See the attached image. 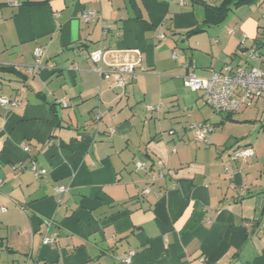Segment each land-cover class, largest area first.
Returning a JSON list of instances; mask_svg holds the SVG:
<instances>
[{
    "label": "crops",
    "instance_id": "obj_1",
    "mask_svg": "<svg viewBox=\"0 0 264 264\" xmlns=\"http://www.w3.org/2000/svg\"><path fill=\"white\" fill-rule=\"evenodd\" d=\"M219 1L0 0V96L17 102L0 104V264H123L129 250L133 264H264V124L231 142L226 113L200 117L203 92L184 83L226 63L260 66L251 47L264 59V13L240 6L203 24V2ZM88 9L98 18L84 21ZM132 50L137 76L123 86L95 70L139 58ZM203 121L209 144L187 129ZM245 145L254 155L233 159Z\"/></svg>",
    "mask_w": 264,
    "mask_h": 264
},
{
    "label": "built area",
    "instance_id": "obj_2",
    "mask_svg": "<svg viewBox=\"0 0 264 264\" xmlns=\"http://www.w3.org/2000/svg\"><path fill=\"white\" fill-rule=\"evenodd\" d=\"M9 3H17L16 0H7ZM179 3H183L184 0H177ZM264 16V15H263ZM81 17L84 21L88 22L98 18L97 13L94 10H83ZM110 25L104 26V32ZM230 34L233 33V29H229ZM163 38L161 34L159 36ZM135 53H139V58L131 57L129 60L120 63H113L109 67L103 69L101 67L95 70L100 74L102 78L112 77L115 80L116 85L123 86L127 78L135 79L137 76L134 70L135 65L140 61V52L138 50H132ZM43 54L41 47H36L34 50L35 64L29 68L30 73L38 72L41 65L40 60ZM90 57L94 61H101L104 57V52L94 51L89 53ZM248 55L251 59L256 60L260 66H251L250 68H243L242 66L232 63H226L219 70H212L208 77H198L195 74L189 72L184 77V83L192 90H201L203 97L208 106H210L215 113H235L239 111L248 101L254 98L264 97V59L260 55L257 48L251 47L248 49ZM172 56L176 58L178 54L173 51ZM61 102L65 103L62 99ZM0 104L5 108H11L17 105L15 100H10L5 96H0ZM148 110H153V106H147ZM101 113L96 114V118H99ZM187 129L192 132L193 138L197 143L209 144V136L213 130V125L208 121L194 122L187 125ZM169 133H173V130H169ZM23 148L28 150V145L23 144ZM254 155V148L250 145L239 147L233 151L231 157L233 159H246ZM161 165V162H157ZM134 165L136 169H147V164L143 160H135ZM34 174L39 177L45 174L44 169H36L32 167ZM161 176V174H160ZM151 177H154L152 174ZM63 187L56 186L55 191H63ZM149 191V188L145 190ZM5 209V208H4ZM3 209V210H4ZM45 243L53 245L54 238L45 236L43 238ZM133 250H129L121 262L123 264H133Z\"/></svg>",
    "mask_w": 264,
    "mask_h": 264
},
{
    "label": "rangeland",
    "instance_id": "obj_3",
    "mask_svg": "<svg viewBox=\"0 0 264 264\" xmlns=\"http://www.w3.org/2000/svg\"><path fill=\"white\" fill-rule=\"evenodd\" d=\"M241 8H242V10H247V11L257 10L261 14V13H264V2L262 4V6L260 8H257V9L255 8L254 4H245V5H242ZM234 11H235V8L230 10L228 12L226 19H228L230 16H232L234 14ZM260 21L262 23L261 24L262 26L259 29L258 43L259 44L261 43L262 44L261 47H262V49H264V47H263L264 46V18L262 16L260 17ZM249 41L250 40L248 39L247 42H249ZM199 92L202 93L201 90H199L198 93ZM198 96L199 97H197L198 98L197 105H199V106H196L194 108L196 111L195 113H197L201 117L202 111L201 110L199 111V108L200 109L203 108L206 113L209 112V114L215 115V117H219L218 113H214L213 109H211L210 106L203 105L202 99H201L202 98L201 94H198ZM261 102H263V101H261V99H252V103H250V101H248L241 108V110H239L237 113L236 112L231 113L230 119H225L224 123H226V122H228V123L223 129V133L226 134L227 137L231 136L230 137L231 142H232V140L235 141L236 137L240 138V139L243 137V139H245V137L247 138L248 135H249V138L252 139L262 129V125L264 124V106L261 105ZM171 104L176 105L177 104L176 100L171 101ZM181 108L185 109L186 107L181 104ZM203 115H206V114L203 113ZM226 115H228V114H221V116H223V117H220V118H226ZM222 126H224V125H218L217 124V125H214V128L220 129ZM242 141H246V139L242 140ZM252 143L255 144L254 142H252ZM235 145H236V143L233 144L234 147H235ZM227 146H228V144H227Z\"/></svg>",
    "mask_w": 264,
    "mask_h": 264
},
{
    "label": "trees",
    "instance_id": "obj_4",
    "mask_svg": "<svg viewBox=\"0 0 264 264\" xmlns=\"http://www.w3.org/2000/svg\"><path fill=\"white\" fill-rule=\"evenodd\" d=\"M257 0H220L218 4H208L203 2L205 8V15L203 24L205 25H217L223 22L228 12L232 9H236L245 4H254ZM203 29V26L195 27L186 32V34H195ZM259 37V36H258ZM258 41V39H257ZM4 69V67H0ZM231 118L230 113L226 115V118Z\"/></svg>",
    "mask_w": 264,
    "mask_h": 264
}]
</instances>
